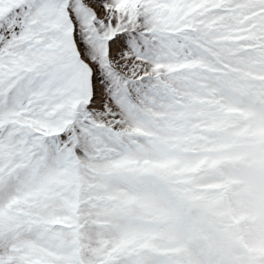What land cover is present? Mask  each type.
I'll list each match as a JSON object with an SVG mask.
<instances>
[{
  "label": "snow or ice",
  "instance_id": "1",
  "mask_svg": "<svg viewBox=\"0 0 264 264\" xmlns=\"http://www.w3.org/2000/svg\"><path fill=\"white\" fill-rule=\"evenodd\" d=\"M0 264H264V0H0Z\"/></svg>",
  "mask_w": 264,
  "mask_h": 264
}]
</instances>
